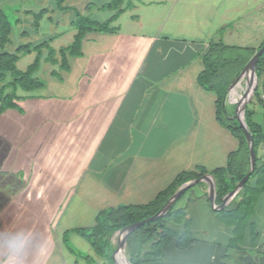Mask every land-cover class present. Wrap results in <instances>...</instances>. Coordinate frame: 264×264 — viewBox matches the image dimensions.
<instances>
[{"label":"crops","instance_id":"obj_1","mask_svg":"<svg viewBox=\"0 0 264 264\" xmlns=\"http://www.w3.org/2000/svg\"><path fill=\"white\" fill-rule=\"evenodd\" d=\"M112 1L70 0V8L104 23L117 13L106 8ZM119 9L111 24L116 31L87 33L81 56H68V69L61 68L60 51L77 35L72 11L70 42L54 49L56 64L47 61L46 48L27 54H36V61L47 50L50 68L42 81L39 64L33 77L43 88L19 89L20 110L0 115V264H88L86 257L112 264L77 230L92 228L104 210L151 203L183 172L203 168L211 175L225 168L239 148L218 122L216 95L198 78L211 45H224L223 60L241 63L261 49L264 0H123ZM38 31L30 44L51 47L60 36L41 40ZM241 81L231 90V102L246 89ZM257 86L264 92V75ZM248 107L264 128V101L252 99ZM258 158L264 164V145ZM232 164L249 173L250 154L241 150ZM242 197L240 191L225 209H234ZM173 206L191 224L220 218L207 182ZM252 221L254 247L230 248L232 228L226 225L223 233L202 231L209 241L194 228L192 246H170L154 264H264V195ZM127 252L129 260L132 249Z\"/></svg>","mask_w":264,"mask_h":264},{"label":"trees","instance_id":"obj_2","mask_svg":"<svg viewBox=\"0 0 264 264\" xmlns=\"http://www.w3.org/2000/svg\"><path fill=\"white\" fill-rule=\"evenodd\" d=\"M67 0H54L55 4L61 11L70 10L74 14L72 24L77 29V35L73 44L60 51L62 57L61 68L68 69V56H81L82 42L89 32L114 33L116 30L111 24L120 16V5L123 0H113L106 6L107 9L116 10V15L104 22L93 21L89 17L83 16L76 8L64 7ZM34 16L33 26L36 31L40 27V22L48 14V9H42L38 13H32ZM18 20L11 21L9 15L0 7V115L8 110H20L17 102L20 98L17 95L19 89L23 91H34L41 89L44 83L33 77L39 67V58L32 64L27 71H20L17 67L20 59L35 51L41 54V50H48L47 61L56 64V51L52 49L49 43L39 45L21 44L14 52H9L6 47L11 44V36L14 32V25ZM264 45L261 47V49ZM227 48L222 45H211L209 51L203 57L204 69L200 73L198 82L206 91L216 95L217 118L220 126L227 129L238 141V150L229 157L228 164L225 168H220L211 173L217 182L216 199L217 206H221L226 197L236 189L237 185L246 177L248 172L242 174L235 170L232 160L243 149L250 154L249 145L243 128L235 118L228 119L226 109V99L231 86L245 69L248 62L241 63L238 61H225L224 51ZM234 69V78L226 77L225 69ZM256 75L258 80L264 75V53L259 58L256 66ZM8 77L11 78L10 81ZM260 87H256L254 98L262 100ZM253 98V99H254ZM245 121L248 130L252 136L254 149L256 153V168L250 179L245 184L241 192L243 197L238 205L232 209L219 211L220 217L223 218L225 225L232 228V238L230 248H238L241 245L249 244L256 246L258 242L257 226L252 217L256 212L259 199L264 195V164H260L258 151L264 145V128L253 120V112L247 106L245 112ZM250 171V170H249ZM208 174V171L201 168L196 172H183L177 176L170 187L161 192L157 198L147 205L138 206H119L99 213L95 225L87 230H77L84 237L97 256L106 258L112 264H116L115 258L110 252L111 236L123 230L124 228L146 221L158 212H160L168 200L177 192L185 183L198 180ZM186 213L174 210V206L168 213L156 219L154 222L147 223L132 235H130L127 247L132 249L129 261L131 264H144L143 262L154 264L163 258L165 250L173 246L178 250L184 251L196 242L194 233L190 230L191 222L186 219ZM184 225L181 231L179 225ZM88 264H93L89 257H86Z\"/></svg>","mask_w":264,"mask_h":264},{"label":"rangeland","instance_id":"obj_3","mask_svg":"<svg viewBox=\"0 0 264 264\" xmlns=\"http://www.w3.org/2000/svg\"><path fill=\"white\" fill-rule=\"evenodd\" d=\"M0 6L2 9L6 11V13L9 15L10 20L13 22L15 20H18V23L15 24L14 26V32L11 36L12 42L6 47V50L9 52H14L16 48L21 45V44H26L29 43L30 41L35 40V35L36 30L33 26L34 22V16L32 13H38L42 9H48V14L46 17L41 21V26L39 29V39H47L51 35L55 36L56 34H59V38L51 44L52 49H58L61 46H66L70 42V10L66 11H61L57 5L55 4L54 0H16V1H9V0H0ZM69 7L70 8V0H67L66 3L64 4V7ZM30 10V12H29ZM83 15V14H82ZM108 13L107 11L102 12L101 14V19L107 17ZM49 19V20H48ZM51 20V21H50ZM28 26V27H27ZM27 32L29 36L22 37L21 33ZM46 52L43 53L42 57L39 59V64L41 66V69L38 73V77L42 81H46V76H47V69L50 68L48 64L45 63V56ZM36 59V54L32 55H25L20 62L18 63L17 67L20 71H26L28 67L35 62ZM226 77L230 79L234 78V69L232 68H226L225 69ZM243 87L244 92H242V96L240 99H238L235 102H231L230 100V93L233 87L237 84H233L230 88L229 94L226 99V104L229 107L228 113V119H237V116L239 114V108H240V103L245 96V92H249V89L252 85V79L251 77H243ZM11 78L8 77L7 81H10ZM247 82L250 84H247ZM238 86V85H237ZM236 86V87H237ZM237 89V88H236ZM253 99V98H252ZM254 100H256L254 98ZM228 109V108H227ZM219 225L223 224L222 226ZM224 225L225 222L222 217L219 218V220L216 221H209L206 218H204L201 222L197 223H192L190 226V230L194 229L197 231V236L201 240H211V237L205 236L202 231H219V232H224ZM199 229H196V228ZM219 242L223 241L222 235L218 237ZM111 246L113 248V254L115 255L118 250V244L120 241V234L119 233H114L111 238ZM129 248H126L125 251V258L128 260V254ZM125 262V261H124ZM123 262V263H124Z\"/></svg>","mask_w":264,"mask_h":264},{"label":"water","instance_id":"obj_4","mask_svg":"<svg viewBox=\"0 0 264 264\" xmlns=\"http://www.w3.org/2000/svg\"><path fill=\"white\" fill-rule=\"evenodd\" d=\"M263 53H264V47L262 49H260L254 55V57L249 61V63L246 65L245 69L242 71L240 76L235 81V84H238L243 79V77L246 75V73H248V72L253 73L254 84L252 87H250L249 96L244 98L243 100H241L240 108H239V114L237 116V119L240 123V126L243 128V130L245 132L247 142L249 145V151H250V171H249V173L237 185L236 189L234 191H232L226 197L224 203L221 206H217L215 203L216 184H215V181H214L212 175H206V176H204L198 180H193V181L187 182L184 185H182V187L177 191V193L169 199L168 203L164 206V208L160 212H158L155 216H153L152 218H150L146 221H142L139 223L132 224V225L124 228L123 230L117 232L121 235V239H120L119 244H118V250L116 253L117 264H122V260L125 261L124 264H131V262L125 258L126 246H127V242H128L130 235H132L135 231H137L139 228H141L145 224L154 222L156 219L165 216L168 213V211L171 209L173 204L176 203L180 199V197L183 194H185L186 191H188L193 186H195L201 182H207L210 185V201H211V205L215 211L224 210L226 208L228 202L231 199H233L234 197H236L240 193V191H242L245 184L250 179L251 175L253 174V172L255 171V168H256V158L257 157H256L255 149H254L253 139H252V136L248 130V127H247V124L245 121V112H246V108L248 106V103L252 100V98H254V95L256 92V87H257V83H258V77L256 75V66H257V63L259 61V58L262 56ZM120 256L123 259H121Z\"/></svg>","mask_w":264,"mask_h":264},{"label":"bare ground","instance_id":"obj_5","mask_svg":"<svg viewBox=\"0 0 264 264\" xmlns=\"http://www.w3.org/2000/svg\"><path fill=\"white\" fill-rule=\"evenodd\" d=\"M245 77H251V79H252V85H251V87H252L253 84H254V76H253V73H252V72H248V73H246ZM243 80H244V79H242L241 84H243V83H242ZM247 84H249V83L247 82ZM249 85H250V84H249ZM242 86H243V85H242ZM249 90H250V89H249ZM248 96H249V92H248V93L245 92V96H243L242 100H243L244 98L248 97ZM120 258L123 259L121 256H120ZM122 261H123V260H122Z\"/></svg>","mask_w":264,"mask_h":264},{"label":"built area","instance_id":"obj_6","mask_svg":"<svg viewBox=\"0 0 264 264\" xmlns=\"http://www.w3.org/2000/svg\"><path fill=\"white\" fill-rule=\"evenodd\" d=\"M262 100H264V92L262 93Z\"/></svg>","mask_w":264,"mask_h":264}]
</instances>
